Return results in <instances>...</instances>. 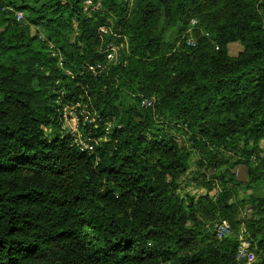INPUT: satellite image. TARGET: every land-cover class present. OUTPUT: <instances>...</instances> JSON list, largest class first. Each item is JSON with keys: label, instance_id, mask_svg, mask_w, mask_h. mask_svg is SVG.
Here are the masks:
<instances>
[{"label": "trees", "instance_id": "16d2710c", "mask_svg": "<svg viewBox=\"0 0 264 264\" xmlns=\"http://www.w3.org/2000/svg\"><path fill=\"white\" fill-rule=\"evenodd\" d=\"M85 2L0 0V264H264V0Z\"/></svg>", "mask_w": 264, "mask_h": 264}, {"label": "rangeland", "instance_id": "374dc122", "mask_svg": "<svg viewBox=\"0 0 264 264\" xmlns=\"http://www.w3.org/2000/svg\"><path fill=\"white\" fill-rule=\"evenodd\" d=\"M241 49H242V46L239 43L231 44L229 46L230 55L232 56L237 55L238 52L241 51ZM76 107H79V106H74L72 108H66L65 117L63 118V126H62V130L64 131L65 134L71 133V130L76 128V124H77L76 118H78V115L83 116L85 120L88 119L89 117V114L87 113L85 109H81V111L77 114ZM47 133L49 135L52 134L51 129H49ZM262 147H263V142H261L258 145V149H261ZM193 168L194 166L190 168V171ZM224 169L225 168H223V170ZM190 171L187 174H185L181 178V180L183 178H186L187 176L190 177L189 176ZM229 173H231L232 176H234L237 179V181L240 183V185L236 189V197H237V200L241 201L242 204H244V205L241 204L242 208H241V216H240V219L242 220V223H243V221L248 220L253 213V210L250 207L252 203L251 199L264 196V181L258 180L257 182L250 183L249 182L250 180L249 166L246 164H239L238 166L231 168ZM183 192L185 193L188 192L192 195H197V194L205 193V190L200 189L198 186L189 185V186H185V188L183 189ZM241 227H242L241 229L243 230L242 232H244L245 234L246 233L245 226H243L242 224ZM245 235H244V238L246 239ZM237 257H238V260H243L242 255H239V253ZM255 261H256V256H255Z\"/></svg>", "mask_w": 264, "mask_h": 264}, {"label": "built area", "instance_id": "2783aa9c", "mask_svg": "<svg viewBox=\"0 0 264 264\" xmlns=\"http://www.w3.org/2000/svg\"><path fill=\"white\" fill-rule=\"evenodd\" d=\"M128 8H131L133 5L134 0H123ZM101 8V5L99 3H93L92 0H86L85 2V9L90 10V11H98ZM17 19L22 20L23 19V14L22 13H17ZM194 23H196L194 21ZM101 31L103 33H107L106 28H102ZM190 44L194 45L193 41H190ZM121 50V46L116 44V43H109L105 50L104 53L106 55V63H98L96 65L90 66L89 70L96 73L102 71L108 64L116 61L119 57V52ZM155 102L154 98L150 99H145L142 104L145 106H151ZM74 106H68L66 108H72ZM66 108L64 109V115L65 117V111ZM76 128L71 130L72 136L76 137V141H79L80 144V149L81 151H92V144L91 142L93 141L90 137L81 138V133L79 129V119L76 118ZM216 228V233L220 239L223 237L229 235L231 233V226L230 224L223 220L222 222L218 223L215 225ZM239 241H240V247H239V255H242V258L246 260V264H254L255 263V254L250 251V244L249 242L244 238V235L241 233L239 236Z\"/></svg>", "mask_w": 264, "mask_h": 264}]
</instances>
